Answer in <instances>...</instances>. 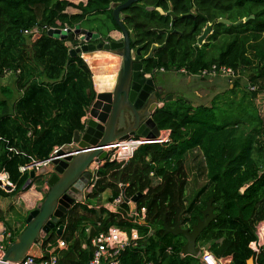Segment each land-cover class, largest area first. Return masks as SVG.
I'll return each instance as SVG.
<instances>
[{
  "label": "trees",
  "instance_id": "obj_1",
  "mask_svg": "<svg viewBox=\"0 0 264 264\" xmlns=\"http://www.w3.org/2000/svg\"><path fill=\"white\" fill-rule=\"evenodd\" d=\"M126 1L0 0V70H20L15 92L8 86L0 88V172L8 173L14 185L10 191L0 188V200L20 198L43 183L38 176L22 190L30 171L21 173L20 167L46 161L55 147L71 144L74 133L83 131L81 118L96 97L90 68L79 56H70L65 45L82 42L74 40L72 33L67 41L49 38L45 29L73 30L78 25L99 34L94 43L110 41L112 32H120L110 5ZM154 2L140 0L121 11L128 31L130 27L135 34L140 30L144 23L136 16L153 15L144 8ZM192 2L194 18L175 14L165 41L152 57H140L146 71L184 69L186 75L197 76L214 64L246 73L247 84L241 88V79H235L232 88L217 94L209 105L172 100L158 109L153 121L159 131H170L169 142L140 145L124 166L106 161L86 202L73 206L45 238L36 241L44 250L57 240L64 242L66 251H56L58 264H86L92 256L91 239L111 226L128 237L132 232L138 235L118 253V264H198L197 258L181 255L184 237L165 233L164 223L173 228L182 219V227L191 229L210 200L216 218L196 245L217 257L231 255L232 264H246L250 258L254 264H264V247L257 256L249 249L256 240L257 224L264 222V0ZM208 23H213L212 32L198 47L197 38ZM33 28L39 33L24 35ZM225 36L231 40L214 55L212 48ZM136 42L132 40L131 47ZM249 86L256 90L250 91ZM14 93L18 97L11 105ZM187 163L194 175L191 184ZM202 178L205 183L197 188L195 182ZM119 185L125 187L128 200L141 194L136 209L145 208L144 223L132 222L126 203L114 213L103 207L88 209L90 199L109 189L108 201L116 199ZM5 218L0 206V223L15 231L12 244L21 231L11 229ZM58 225L64 226L60 236ZM85 237L87 247L82 249Z\"/></svg>",
  "mask_w": 264,
  "mask_h": 264
},
{
  "label": "water",
  "instance_id": "obj_2",
  "mask_svg": "<svg viewBox=\"0 0 264 264\" xmlns=\"http://www.w3.org/2000/svg\"><path fill=\"white\" fill-rule=\"evenodd\" d=\"M139 1L127 0L123 4L113 3L110 5L112 17L122 34L121 42L110 40L94 43L100 38L99 34L81 29L77 25L72 33L75 36H81L82 39L81 53L78 54V49L71 50L72 43L67 41L70 29L47 31V37L67 41L65 45L69 48L70 56H79L89 68L90 63L86 57L99 53L109 54L117 59L118 66L114 81L109 89L99 91L96 84L94 85L96 97L89 109V117L84 123L83 131H76L72 143L60 147L48 166L43 165L37 170H30L29 179L22 190L38 176L44 178L49 190L44 199L26 217L25 228L7 248L2 259L3 262H21L26 255L39 257L36 241L45 238L73 206L82 203L86 198V188L88 180H90L89 168L93 162L99 163L106 158L107 153L103 150L105 146L129 136H140L153 140L159 137L160 132L153 121V115L158 109L163 108L164 104L172 99V96H163L159 93V88L153 77L155 71L147 72L140 60L141 56H143V60L151 58L156 47L146 56L141 53L140 48L131 47L132 40L129 31L120 18L121 11ZM159 1L155 3V7L159 5ZM148 9L154 8H146V10ZM183 17L193 19L191 14ZM248 18L252 19L253 16ZM218 22L230 24L223 19H219ZM212 25L213 23L206 24L205 29L197 38L198 46L203 45L211 34ZM89 50H93V52L89 55L82 54ZM91 72L93 74L92 70ZM124 188L121 189L120 194L123 201L128 203L130 212L134 213L136 200L141 194L138 193L128 200L125 198ZM6 190L9 191V187ZM215 218L216 215L210 200L205 210L202 211V218L198 219L196 225L191 229L183 228L182 219H180L173 228L164 223L165 233L183 236L186 242L181 248V255L196 257L200 251L196 240ZM63 230L64 226L58 225L56 235L60 236ZM247 264H254L253 259L250 258Z\"/></svg>",
  "mask_w": 264,
  "mask_h": 264
},
{
  "label": "built area",
  "instance_id": "obj_3",
  "mask_svg": "<svg viewBox=\"0 0 264 264\" xmlns=\"http://www.w3.org/2000/svg\"><path fill=\"white\" fill-rule=\"evenodd\" d=\"M51 29H55V28L45 29V33H47V31ZM60 30H67V28ZM38 33L39 30L37 28H33L30 31H24V35H36ZM160 71L163 70L161 69ZM181 72L185 74L184 70H181ZM19 74H20V70H13L8 68L1 69L0 85H5V83H7L9 80H16ZM197 76L200 78L220 77L232 82L235 79L239 78L240 75L238 71H235L232 68L213 64L209 68L202 70ZM248 89L250 91H255L256 87L249 86ZM169 133L170 131L168 130L161 131L159 137L155 138L154 140L147 139L144 137H138V136L137 137L129 136L125 139L116 140L115 142L105 146L103 150L106 151L107 153L106 158L99 163L93 162L89 168L90 180L86 188V195L91 193L94 184L98 179L97 171L101 167L102 162L104 161L116 162L121 166H124L133 157L134 152L137 150V148L140 145L152 144V143H168ZM58 149L59 148L54 149L50 158L46 161L36 162L24 167H20L19 169L20 172L23 173L25 171H30L32 169L37 170L39 169V167L43 165H47L50 162L51 158L55 156ZM119 186L121 189L124 187L121 185ZM8 187L10 190H12L14 188V185L10 181V177L8 173L2 171L0 172V188L6 189ZM114 203L116 205H121L122 203H125L122 199L121 194L115 199ZM126 204L128 205V203ZM129 214L133 216L132 222L134 224H140L144 221L146 210L145 208H141V210L138 212L136 209L134 213H131L129 211ZM255 230H256L255 231L256 240L249 244V249L253 252L254 256H257L264 247V222L258 223ZM8 231L9 230L6 228V226L1 222L0 223V264H58L57 256L51 252L46 253L44 256L40 254L39 257L26 255L21 262H16V263L3 262L2 259L5 255L7 248L9 247V245H11V239H12V233ZM137 239H138V235L136 233H132L131 236L128 237L118 227L115 226L108 227V229L105 232H101L91 239L93 250H92L91 259L88 261L87 264H101L103 260L107 261L108 262L107 264H118L117 262L118 253L124 247H126L132 242H135ZM58 245L60 247L65 246L63 242H58ZM199 264H229V262L226 259H217L211 252L207 250H201L199 254Z\"/></svg>",
  "mask_w": 264,
  "mask_h": 264
},
{
  "label": "rangeland",
  "instance_id": "obj_4",
  "mask_svg": "<svg viewBox=\"0 0 264 264\" xmlns=\"http://www.w3.org/2000/svg\"><path fill=\"white\" fill-rule=\"evenodd\" d=\"M68 1H70L74 4L78 3V0H68ZM156 1L157 0H155L154 3H156ZM162 1H163V6H166V8H167V4L171 5L173 7L171 15H175V14L187 15V14H193L194 13V10L193 9L191 10L192 6H191L190 2H186L184 4H181L175 0H162ZM220 4H221V2H220ZM154 7H155V4H153L152 6L148 5L144 8V10L147 12H152L153 9L152 10H150V9L146 10V8H154ZM152 13H153V15H148V16H145L143 14H138V16H136V21H138V19H139L140 23H144L143 26H140V30L136 34L132 30L131 27L129 30L131 33V40H135V41H137L136 43H138V44H135V49L140 48L141 53L145 56L148 55L153 48L160 46L165 41L166 33L169 30V23H170L169 16L163 18L162 16L159 15V12L153 11ZM129 15H132V13H130ZM121 38H122L121 34H115V36L111 40H113L115 42H121ZM76 40L82 41L81 38L80 39L78 38ZM230 40H231V38L229 36H225V37L220 38L218 40V42L215 43V46L212 48V53H214V55H218L219 52L222 50L223 46L226 45V43H228ZM138 41H140V42H138ZM73 47L71 48V50L74 51V50L78 49V54L81 53V51H80L81 46H73ZM91 52H93V50L92 51H90V50L86 51L82 54L89 55V53H91ZM176 75L180 76L179 74H176ZM239 75H240L239 78L241 79V88H243V85L247 84V74L241 73ZM162 77H164V78H162ZM166 77L167 78L170 77V74L166 73V74L160 75L159 77H157V79L166 80L167 79ZM181 77H183V76H181ZM200 81L203 82L205 80H200ZM230 84H232V82H230L229 80H227V79L223 80L224 89H226V88L227 89L224 91H221L220 93L224 94V92L229 89ZM1 87H3V86L0 85V88ZM212 90H213V92H217V91H215V89H212ZM237 92H238V95H240V93H242L239 90H237ZM15 95H17V94H15ZM197 155H199V154H197ZM46 166H48V164ZM187 169L189 172V177L191 179V182H190V184H191L193 182L194 175L191 173L192 166L189 165L188 163H187ZM32 170H35V169H32ZM204 183H205V178L198 179L195 182V184L197 185V188L202 186ZM41 188H42V184L37 183L33 187H31L28 190V192L26 194H24V196L22 195L23 197L28 196L31 198V201H30L31 205L34 206L36 204L33 208H31L30 211L35 209L37 204L42 201L41 198H43L49 190V186H48L47 190H44L45 193L44 192L42 193ZM191 190H192V188L189 191H191ZM1 202L4 204L6 217L8 219L6 222L9 224L11 229H18L19 231H22L25 228V220H26V217L28 216V214L30 213V211L22 212L24 210V208H20L21 201L18 198H16L15 196L14 197H12V196L6 197L3 200H1ZM9 206H10V208H8ZM9 213L12 217H10ZM16 221L19 223L16 224L17 223ZM12 225L14 226L13 228H12ZM224 257H226V256H224Z\"/></svg>",
  "mask_w": 264,
  "mask_h": 264
},
{
  "label": "crops",
  "instance_id": "obj_5",
  "mask_svg": "<svg viewBox=\"0 0 264 264\" xmlns=\"http://www.w3.org/2000/svg\"><path fill=\"white\" fill-rule=\"evenodd\" d=\"M123 17H124V15L120 14V18L123 19ZM115 34H118V33L116 31L112 32L111 38H113L115 36ZM166 73L170 74V77H168V78L166 77L167 78L166 80L157 79V77H159L160 75L166 74ZM176 74H179L180 76H178ZM181 76H183V77H181ZM153 77H154V82L157 85V87L159 88V93L161 95H163V96L171 95L172 99L170 101H172V100H186L188 103L192 104L193 106L209 105V103L212 101V99L217 94H219L221 91H224L227 89V88L224 89V85H223V80H225V79L220 78V77L200 78L198 76H189V75L179 73V72H157L156 74L153 75ZM162 78H164V77H162ZM200 80H205V81L201 82ZM14 82H15V80H9L5 85H2V86L3 87L8 86L9 88H11L14 91ZM93 83H94V81H93ZM94 85H95V83H94ZM231 88H232V84L229 85V89H231ZM212 89H215V91H217V92H213ZM15 94H17V93L13 94V99L10 100V102H9V104H11V105L14 104V99H16L18 97V94L17 95H15ZM0 98L2 99V95H0ZM170 101H168V102H170ZM168 102H166V103H168ZM88 117H89V115L87 112L85 114V116H83L81 118V123L84 124L85 121L88 119ZM159 132L161 133V131H159ZM56 148L57 147H55L54 149H56ZM104 163H105V161L101 163V166H103ZM47 188H48V186H47V184L43 178V183H42V188H41L42 193L43 192L45 193L44 190H47ZM88 195L89 194L86 195V198L80 204H83L86 202ZM111 195H112V191L109 189V190L105 191L104 193H102L97 198L90 199L91 204L88 205V209H98V208L103 207L106 211H109V212L111 211V213L117 212V210L120 208L121 205H116L114 203L115 199L113 201H108V199L111 197ZM23 196L18 198L21 201L20 208H24V210L22 212L30 211L31 208H33L36 204L34 206L31 205L30 204L31 198L28 196L27 197H23ZM0 206L5 211L4 204L1 202V200H0ZM9 215H10V213H9ZM10 217H12V216L10 215ZM5 220H8V219L5 218ZM18 223L19 222H17L16 224H18ZM10 232L12 233V238H14L15 237V234H14L15 231H10ZM18 232H20V231H18ZM88 233H89V231H86V236ZM132 233H135V232H132ZM132 233H130V236ZM78 238H79V236H78ZM85 239H86V237L83 238L82 242H81V248L82 249H86V247H87V244L85 243ZM58 242H62V240H57L55 246L48 247L45 250L40 249V245L37 244V249L39 251V255L40 254L43 255V254H46L48 252H51L54 255H56V253H57L56 251H58V252L66 251L67 246L65 245L64 247H60L58 245ZM90 245H91V248L93 250V246L91 244V241H90ZM199 249H200V251L203 250L200 247H199ZM200 251H199L198 255L195 257L198 259V264H199ZM56 256L58 258V255H56ZM214 256L217 259H226L229 262V264H232V256L231 255H228L224 258L223 257H217L216 255H214ZM107 263L108 262L105 260H103L101 262V264H107Z\"/></svg>",
  "mask_w": 264,
  "mask_h": 264
},
{
  "label": "bare ground",
  "instance_id": "obj_6",
  "mask_svg": "<svg viewBox=\"0 0 264 264\" xmlns=\"http://www.w3.org/2000/svg\"><path fill=\"white\" fill-rule=\"evenodd\" d=\"M89 60L90 68L99 91L107 90L111 87L117 69V59L109 54L99 53L95 56L86 57Z\"/></svg>",
  "mask_w": 264,
  "mask_h": 264
},
{
  "label": "flooded vegetation",
  "instance_id": "obj_7",
  "mask_svg": "<svg viewBox=\"0 0 264 264\" xmlns=\"http://www.w3.org/2000/svg\"><path fill=\"white\" fill-rule=\"evenodd\" d=\"M158 1V0H157ZM156 1V2H157ZM162 0H160L159 1V5L158 6H156V7H154V9H153V11H156V12H159V15L160 16H162L163 18H165V17H168L169 16V18H170V21L171 20H173L175 17H174V15H171V13H172V9H173V7L171 6V5H168L167 4V10H165L164 9V7H163V1L161 2ZM175 1H177V0H175ZM183 1V3H186V2H190L191 3V6H192V4H193V0H182ZM172 3V2H171ZM191 10H192V8H191ZM152 11V12H153ZM169 14V15H168ZM192 16L194 15V13L193 14H191ZM193 18H194V16H193ZM208 24H210V23H208ZM206 26V25H205ZM205 26H204V28L202 29V32H203V30L205 29ZM201 32V33H202ZM70 33H72V32H70ZM118 34H121V32H118ZM68 35H69V33H68ZM72 35H73V37H74V40L76 39V38H78V36L76 37L73 33H72ZM111 36V35H110ZM121 36H122V34H121ZM80 37L81 36H79V39H80ZM208 38V37H207ZM112 39V38H111ZM96 41H98V40H96ZM79 42H82V41H79ZM205 42H206V40H205ZM204 42V43H205ZM97 43H99V42H97ZM203 43V44H204ZM198 46V45H197ZM202 46V45H201ZM201 46H198V47H201ZM145 56V55H144ZM161 69H159V70H156L155 72H154V74H156L157 72H165L163 69V71H160ZM181 70H184V69H181ZM181 70L179 71V73H182L181 72ZM185 71V70H184ZM92 73V72H91ZM93 75V74H92ZM135 137H137V136H135ZM88 182H89V180H88Z\"/></svg>",
  "mask_w": 264,
  "mask_h": 264
}]
</instances>
